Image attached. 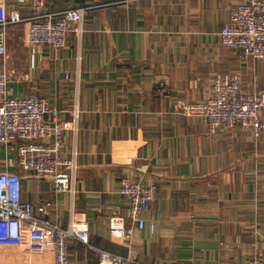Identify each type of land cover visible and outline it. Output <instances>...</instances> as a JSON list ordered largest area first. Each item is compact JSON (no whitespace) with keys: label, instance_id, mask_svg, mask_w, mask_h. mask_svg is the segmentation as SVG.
<instances>
[{"label":"crops","instance_id":"1","mask_svg":"<svg viewBox=\"0 0 264 264\" xmlns=\"http://www.w3.org/2000/svg\"><path fill=\"white\" fill-rule=\"evenodd\" d=\"M243 1L46 0L42 13L86 7L82 33H68L65 48L36 52L31 67L27 25L7 31L5 69L17 63V51L26 57L22 69H13L21 78L10 76L8 95L44 97L66 111L65 119L74 102L80 110L78 129L64 133L62 148L65 158L76 152L74 193L55 192L50 180L22 171L10 157L8 170L23 178L21 199L45 205L42 218L61 227L86 220L89 243L130 260L123 264H264V129L258 137L244 129L209 135L202 120L173 109L176 100H206L216 74L239 73L248 93L264 88V60L244 58L218 37L230 9ZM0 3L11 8L13 0ZM161 82L171 98L152 95ZM124 177L156 186L130 247L108 231V207L126 214ZM67 248V264H97L83 244L68 241ZM0 264L55 259L0 245Z\"/></svg>","mask_w":264,"mask_h":264},{"label":"built area","instance_id":"2","mask_svg":"<svg viewBox=\"0 0 264 264\" xmlns=\"http://www.w3.org/2000/svg\"><path fill=\"white\" fill-rule=\"evenodd\" d=\"M46 0H13L12 7L0 3V245H16L30 253L52 252L55 264H67L68 241H77L93 251L97 264H123L130 260L89 243L88 223L70 219L65 227L56 221L42 218L45 205L21 199L22 176L10 172L11 158L16 166L37 179H48L57 193H74L72 181L76 172L75 150L70 158L62 153L64 133L77 131L80 110L73 103L66 111L51 107L46 98L38 95L12 97L7 84L10 74L5 69L7 58V29L27 25L26 44L31 49L30 67L34 55L41 49L57 50L67 45V34L82 33L81 24L86 7L67 9L57 14L42 13ZM17 7H27L31 15L23 17ZM220 44L244 58L264 60V0H245L230 9L229 20L218 33ZM65 79L69 73H64ZM16 80L20 75H14ZM154 97L171 98L164 82L152 92ZM174 112L183 117H197L205 124L206 133L216 135L234 129L251 131L258 137L264 129V88L255 93L243 89L239 73L216 74L212 79L211 95L204 101L176 100ZM139 173L144 169L138 168ZM139 176H141L139 174ZM119 193L127 199L128 207L122 216L118 206L111 210L108 231L112 238L130 247L131 230H143L144 215L156 199V186L142 178L120 181ZM155 230L153 223L149 231ZM244 264H262L252 259Z\"/></svg>","mask_w":264,"mask_h":264},{"label":"rangeland","instance_id":"3","mask_svg":"<svg viewBox=\"0 0 264 264\" xmlns=\"http://www.w3.org/2000/svg\"><path fill=\"white\" fill-rule=\"evenodd\" d=\"M14 28H16V26L8 28L7 31H8V34H10V36L13 34L12 31H14ZM15 55L17 58V63L14 64V67L10 69L11 70L10 72L8 71L10 73V76H14V74H15V71L13 69H15L16 71L19 70L20 68L22 69V67L25 65V61H26L24 50L17 51L15 53Z\"/></svg>","mask_w":264,"mask_h":264}]
</instances>
